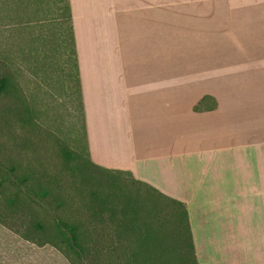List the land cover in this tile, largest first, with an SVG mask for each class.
I'll return each instance as SVG.
<instances>
[{
  "label": "crops",
  "instance_id": "obj_1",
  "mask_svg": "<svg viewBox=\"0 0 264 264\" xmlns=\"http://www.w3.org/2000/svg\"><path fill=\"white\" fill-rule=\"evenodd\" d=\"M55 5L71 11L91 163L184 204L199 264H264V0Z\"/></svg>",
  "mask_w": 264,
  "mask_h": 264
},
{
  "label": "rangeland",
  "instance_id": "obj_2",
  "mask_svg": "<svg viewBox=\"0 0 264 264\" xmlns=\"http://www.w3.org/2000/svg\"><path fill=\"white\" fill-rule=\"evenodd\" d=\"M8 1L0 8V264H71L51 244L33 243L58 220L77 225L101 254L84 264H195L182 206L90 163L66 12L56 0H21L13 14Z\"/></svg>",
  "mask_w": 264,
  "mask_h": 264
},
{
  "label": "trees",
  "instance_id": "obj_3",
  "mask_svg": "<svg viewBox=\"0 0 264 264\" xmlns=\"http://www.w3.org/2000/svg\"><path fill=\"white\" fill-rule=\"evenodd\" d=\"M67 19H68L69 32H70L71 41H72V52L74 55V60H75V65H76V77H77V85H78V90H79L78 92H79V98H80V109H81V114H82L81 116H82V121H83L85 140H87L86 139V125H85V120H84L83 95H82L80 80L78 78L75 38H74V31H73V26H72L70 7H68V9H67ZM6 86H7V80L5 78L0 79V91H4ZM86 145H87V141H86ZM89 161H90V158H89ZM90 163H91V161H90ZM92 165L94 167H96L94 164H92ZM96 168H98V167H96ZM98 169H100V168H98ZM105 172L119 174L122 176L123 175L129 176L132 178V180L135 183L146 186L147 188L151 189L157 195H159V196H161V197H163V198H165V199H167V200H169L175 204L182 206L184 209V216H185V219L187 221L188 232L190 235V229H189V223H188V213H187V210H186V207L184 204L179 203L176 200L170 199L169 197L165 196L164 194H162L158 190L154 189L153 187L134 179V177L130 173L123 172V171H105ZM45 238H46L45 241H41L38 243L33 241V243L38 244V246H43L44 244H48V243L51 244L52 246L57 248L70 261L71 264H81V263L84 264L85 260L89 256H92L94 258V260L95 261L97 260L98 262L100 260H102L101 254L99 252L93 253L87 248L88 247L87 241H85L84 239L81 238V236L78 233V226L75 224L70 225L68 223H65L63 221L58 220L55 223V229L51 233H48ZM26 239L29 240L28 238H26ZM190 242H191L194 262H195V264H199L196 260V257H195L194 245L192 243L191 235H190ZM75 258L78 259V261Z\"/></svg>",
  "mask_w": 264,
  "mask_h": 264
}]
</instances>
